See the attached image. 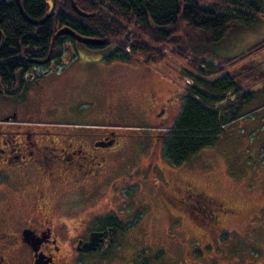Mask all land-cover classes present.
Returning <instances> with one entry per match:
<instances>
[{"label":"rangeland","instance_id":"rangeland-1","mask_svg":"<svg viewBox=\"0 0 264 264\" xmlns=\"http://www.w3.org/2000/svg\"><path fill=\"white\" fill-rule=\"evenodd\" d=\"M133 33L130 25L126 34L132 39ZM189 34L187 45L201 44L197 35ZM263 40L262 18L251 27H231L216 46H201L203 56L218 62L246 53ZM160 46L161 51L152 56L165 57L142 65L106 60L115 50L114 43L99 49L67 44L66 53L75 57L66 56L64 65L53 72L34 71V78H43L18 97L0 95V140L9 133L19 139L27 128L98 132L106 127L121 134L117 145L121 159L112 163L96 189H101V195L111 191L116 196L111 208L127 223V233L105 259L92 256L83 264H256L264 257V88L258 87L244 109L250 113L230 125L213 146L174 165L164 150L167 132L164 139L156 132L162 122L158 114L168 102L165 127L175 124L190 79L183 70L192 65L191 57H179L176 46ZM255 55L231 72L251 67L263 71L264 51ZM179 178L193 181L199 192L228 206L223 217L227 232L219 230L212 238L206 226L183 212L179 200L185 198L184 192L171 193L173 179ZM82 197L92 198L94 192ZM63 198L66 203L67 191ZM55 212L62 213L59 208Z\"/></svg>","mask_w":264,"mask_h":264},{"label":"trees","instance_id":"trees-1","mask_svg":"<svg viewBox=\"0 0 264 264\" xmlns=\"http://www.w3.org/2000/svg\"><path fill=\"white\" fill-rule=\"evenodd\" d=\"M52 1L50 19L36 26L24 18L16 0H0V95L18 97L29 84L39 83L43 76L28 82L25 75L49 57L46 68L60 64L65 56L75 57V53H66L67 44L77 43L69 36L59 37L50 53L54 35L64 27L84 37L106 40V46L114 43L115 50L106 60L149 65L156 57H165L152 56L161 51L160 45L176 46L179 57H191V69L183 70L191 83L184 89L180 116L164 128L168 135L164 150L172 164L180 166L213 146L230 125L248 115L244 109L258 87L264 88V70L251 67L231 72L238 63L263 52L264 40L246 53L218 62L203 56L201 46H216L236 24L251 27L264 19V0H76L90 17L80 16L71 0ZM22 6L33 20L49 12L46 0H22ZM130 25L134 27L132 39L126 34ZM189 31L201 44H186Z\"/></svg>","mask_w":264,"mask_h":264},{"label":"flooded vegetation","instance_id":"flooded-vegetation-1","mask_svg":"<svg viewBox=\"0 0 264 264\" xmlns=\"http://www.w3.org/2000/svg\"><path fill=\"white\" fill-rule=\"evenodd\" d=\"M167 103L155 113L162 121L156 130L159 138H164ZM13 135L0 140V264H83L92 256L105 259L127 233V223L111 208L116 196L111 191L101 195L96 189L112 163L121 159L117 146L121 134L105 127L98 132L27 128L19 139ZM172 187V194L184 192L185 198L179 200L183 212L206 226L212 238L219 230L227 232L225 203L199 192L190 180L173 179ZM64 191L69 196L66 203ZM85 192H94V197L84 200ZM58 208L62 213L55 212ZM94 232L102 233L97 250L81 251ZM256 264H264V257Z\"/></svg>","mask_w":264,"mask_h":264},{"label":"water","instance_id":"water-1","mask_svg":"<svg viewBox=\"0 0 264 264\" xmlns=\"http://www.w3.org/2000/svg\"><path fill=\"white\" fill-rule=\"evenodd\" d=\"M16 1H17V5L19 7V10L22 13V15L24 16V18L28 22H30V23H32L33 25H36V26H39V25H42V24L46 23L50 19L51 15L53 13V2L51 0H46V2L49 4V7H50L49 8V12L41 20H33V19L29 18L26 15V13L24 12V8L22 6V0H16ZM71 3H72L73 9L80 16H83V17H90V16H92L91 14H87V13L83 12L77 6V3H76L75 0H71ZM62 36H69L72 39H74L75 41H77L78 43H82V44L87 45V46H104L105 44H107V41L106 40H101L99 38H92V37H84V36L76 33L71 28L64 27V28L60 29L54 35L53 41H52V48H51V52L50 53H52L53 47H54L57 39L59 37H62ZM49 61H50V57L46 61L40 62V65H45ZM101 241H102V233L94 232V233L91 234L90 239L83 244V247L80 248V250L83 251V252H86V253H89V252H92V251H96L97 248L99 247Z\"/></svg>","mask_w":264,"mask_h":264},{"label":"crops","instance_id":"crops-1","mask_svg":"<svg viewBox=\"0 0 264 264\" xmlns=\"http://www.w3.org/2000/svg\"><path fill=\"white\" fill-rule=\"evenodd\" d=\"M258 54H261V52H260V53H258ZM258 54H256V55H258ZM256 55H255V56H256ZM255 68H256V67H255ZM260 87H261V86H260ZM257 90H258V89H257ZM257 90H256V91H257ZM261 91H262V89H261Z\"/></svg>","mask_w":264,"mask_h":264}]
</instances>
